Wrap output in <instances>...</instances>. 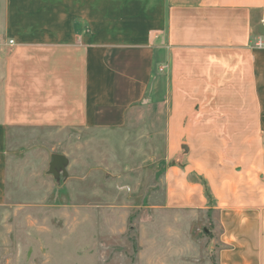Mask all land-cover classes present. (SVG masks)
<instances>
[{
    "label": "crops",
    "instance_id": "crops-1",
    "mask_svg": "<svg viewBox=\"0 0 264 264\" xmlns=\"http://www.w3.org/2000/svg\"><path fill=\"white\" fill-rule=\"evenodd\" d=\"M263 22L264 0H0V207L24 133L120 129L157 105L165 155L188 154L195 109L222 81L238 168L219 194L194 167L167 166L158 199L216 213V264H264Z\"/></svg>",
    "mask_w": 264,
    "mask_h": 264
},
{
    "label": "rangeland",
    "instance_id": "rangeland-1",
    "mask_svg": "<svg viewBox=\"0 0 264 264\" xmlns=\"http://www.w3.org/2000/svg\"><path fill=\"white\" fill-rule=\"evenodd\" d=\"M216 87L195 109L198 133L181 142L188 154L165 155L158 119L166 110L157 105L139 107V120L120 129L21 135L0 207V264H216V213L158 199L167 166L201 171L206 197L222 194L225 175L238 168L241 141L234 128L225 137L222 81ZM50 154L65 158L63 170L50 171Z\"/></svg>",
    "mask_w": 264,
    "mask_h": 264
},
{
    "label": "water",
    "instance_id": "water-1",
    "mask_svg": "<svg viewBox=\"0 0 264 264\" xmlns=\"http://www.w3.org/2000/svg\"><path fill=\"white\" fill-rule=\"evenodd\" d=\"M66 160L63 156L60 155H52L50 158V171L56 170H63L64 164Z\"/></svg>",
    "mask_w": 264,
    "mask_h": 264
},
{
    "label": "built area",
    "instance_id": "built-area-1",
    "mask_svg": "<svg viewBox=\"0 0 264 264\" xmlns=\"http://www.w3.org/2000/svg\"><path fill=\"white\" fill-rule=\"evenodd\" d=\"M263 27H264V22H263ZM9 44L12 45L13 42L12 41H9ZM256 47L258 48H262L264 49V41H258L256 44H255Z\"/></svg>",
    "mask_w": 264,
    "mask_h": 264
}]
</instances>
